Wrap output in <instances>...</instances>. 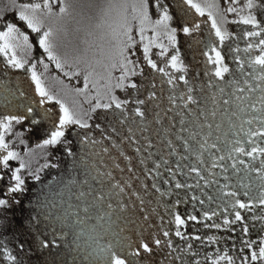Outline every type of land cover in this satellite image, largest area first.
<instances>
[{"label": "snow or ice", "instance_id": "snow-or-ice-1", "mask_svg": "<svg viewBox=\"0 0 264 264\" xmlns=\"http://www.w3.org/2000/svg\"><path fill=\"white\" fill-rule=\"evenodd\" d=\"M11 4L12 20L0 15V233L27 181L57 169L41 191L59 188L66 207L36 197L28 220L39 250L87 249L91 264H264V0ZM25 121L50 123L37 147L61 149L59 163L33 169L12 149L6 137ZM0 262L22 257L0 240Z\"/></svg>", "mask_w": 264, "mask_h": 264}, {"label": "rangeland", "instance_id": "rangeland-1", "mask_svg": "<svg viewBox=\"0 0 264 264\" xmlns=\"http://www.w3.org/2000/svg\"><path fill=\"white\" fill-rule=\"evenodd\" d=\"M23 2H28V0H16L17 4L23 3ZM16 10L17 9L14 8L11 4V0H0V15L4 16L5 19H8L9 21L12 20L13 13ZM172 11L175 14V9H173ZM150 34L151 33H148V35H150ZM137 39H138V37H137ZM181 41H183V38L181 39ZM180 47H181V53H184L181 45H180ZM185 47L187 48V44ZM187 50H188V48H187ZM153 51L155 52L156 50L154 49ZM185 52H186V50H185ZM186 62H188V61L186 60ZM97 70L101 71V69H99V68ZM38 71H43V69L40 68V69H38ZM50 74L56 75L59 78V80L63 81V84H67L70 87H77V88L83 87V76L82 75L79 78L73 77L71 80H69L68 77L63 76L62 73H60L58 70H56L54 65H50ZM114 74L118 75L119 73H114ZM47 84L49 87H51L53 89V91H56V90L63 87V84H58L56 81H53V80L47 81ZM77 99L82 102L84 100V97H78ZM69 103H70V101H69ZM46 107H53L54 110L58 113V105H55L54 102L47 104ZM88 107H89V105L84 104V108H88ZM3 114H8V112L7 111H2V112L0 111V115H3ZM31 127H32V125L30 124L29 121H25L21 125H14L13 134H10L9 136H7L6 141H8L10 143V146L12 147V149L17 151L20 154V156L26 162L30 163V165L33 169L41 166L45 162H57V163H59V161H54L53 157L54 156H60L62 158V150L61 149L52 150V149H40V148H38L37 145L42 143L43 139L46 138V133L45 134L36 133L33 131V129ZM50 127H51V125H50ZM29 129H31V130H29ZM16 131H20V132L24 133V135L22 137V139L24 140L23 144H20V142H19V140L21 138L15 137L14 133ZM25 152H27L28 155H25ZM47 152H51L52 155L48 156L47 160H46L45 154ZM11 165H12V167H18L19 161H12ZM45 170H48L51 174L60 172L57 169H45ZM53 170H55V171H53ZM22 174L26 175V173H22ZM48 177H51V175H49ZM1 189H3V188H1ZM33 189H35L34 185L28 183L27 184V191H30ZM0 193H2V192H0ZM17 199L20 201V203H18L20 207L17 208L16 204H14L11 208H9L7 210L6 218H7V221L9 222V227H8L7 232L0 233V240H3L5 243H7L9 249L12 250L14 254H18L19 256L22 257V264H51L50 260H47L45 257L48 253H50L49 251H51V252L57 251V253H63V251H65V250L68 251V249L64 248L62 245L60 247H56V248H53L50 245L52 248H49L47 250L37 249L34 246L32 239H30V235L27 236L25 234L26 225H28L30 228L36 230V228H33L28 224L29 217L33 214H31L32 212H28L27 208L25 206L22 207L21 196L17 197ZM33 223H35V222H33ZM37 227L42 232H49L50 225L40 223L39 225H37ZM60 243L61 242L59 240H57V244L60 245ZM21 244L24 246L23 250H21L19 248V245H21ZM54 249H56V251H54ZM69 253H73L76 256L78 254L80 257H84L85 255L89 256V250H87V249H85L83 251H73V252H69ZM64 258L66 259V257H64ZM0 263L2 264V262H0Z\"/></svg>", "mask_w": 264, "mask_h": 264}, {"label": "trees", "instance_id": "trees-1", "mask_svg": "<svg viewBox=\"0 0 264 264\" xmlns=\"http://www.w3.org/2000/svg\"><path fill=\"white\" fill-rule=\"evenodd\" d=\"M170 2H171V0H169ZM202 19H206V17L205 18H202ZM229 27V31L230 32H233V33H238L239 31H240V28H242L243 26H240V27H237L236 25H229L228 26ZM231 43H233V45H235V41H232ZM180 45L182 46V49H183V52L184 53H182V58H184L185 59V61L187 60L189 63L191 62V57H192V54H191V52L189 51V50H187V48L185 47L186 46V43L184 42V40L183 41H181V43H180ZM244 46V42L243 41H241L240 42V47H243ZM185 50H186V52H185ZM186 54V55H185ZM226 62H227V60H226ZM10 79H11V77H10ZM34 87V86H33ZM117 95H120V96H123V93H120L119 91H117ZM0 109H4L3 111H9V110H7L6 108H5V106H4V103H3V101H2V106H0ZM11 111H14V110H11ZM2 112V111H1ZM44 173V172H43ZM43 173H41V176H43ZM30 181H33V180H29V181H27V184L30 182ZM42 181H44V179L42 178ZM37 183L39 182V181H36ZM35 188V187H34ZM23 197H21V199H22ZM58 205H60V201H58V202H56ZM188 208V210H191V205H187V206H185V205H181L180 206V211L181 212H184L185 211V208ZM58 211V209H53V212L54 213H56ZM41 223H43V224H46V225H49V223L48 222H41ZM50 229V228H49ZM187 231L188 232H191L192 231V229L189 227V228H187ZM40 233H49V232H42V231H40ZM25 234L28 236V235H30V239H32V241H34V236L35 235H37L38 233H37V231L35 230V229H32V228H30L28 225H26V228H25ZM253 238H257V235H256V233L255 232H253ZM46 238H48V237H46ZM172 239H173V242L174 243H178V244H182L183 242L182 241H180L179 240V238H177V237H175V236H173L172 237ZM34 244V243H33ZM51 245V244H50ZM238 247H239V245H238ZM49 248H52L51 246L49 247ZM64 249V248H63ZM65 250V249H64ZM212 250H214V248L212 249ZM54 251H56V249H54ZM63 251V250H62ZM66 251V252H65ZM65 251H63V253H57V251L56 252H51V251H49L50 253H48L45 257H46V259L47 260H50V262H51V264H52V261H55L56 262V264H91V260H90V257L88 256V255H85L84 257H80L78 254H77V256L76 255H74L73 253H69V251H67V250H65ZM247 250H245V252H246ZM83 255V254H82ZM64 257H66V259L64 258Z\"/></svg>", "mask_w": 264, "mask_h": 264}, {"label": "flooded vegetation", "instance_id": "flooded-vegetation-1", "mask_svg": "<svg viewBox=\"0 0 264 264\" xmlns=\"http://www.w3.org/2000/svg\"><path fill=\"white\" fill-rule=\"evenodd\" d=\"M2 101H3L2 98H0V106H2ZM3 110L4 109H0V111H3ZM31 128L36 133L45 134L46 130L48 128H50V123L43 122L40 125L32 126ZM62 158H63V152H62ZM53 171H55V170H53ZM53 174H51L48 170H45L43 173V176H42V178L44 179L43 184H47L50 180H52V177L59 176L61 173L57 172V173H53ZM49 175H51V177H48ZM1 183L4 184L5 182L0 181V192L3 191V189H1V188H3V185ZM53 183H55V181H53ZM29 184H33L35 189L30 190V191H26L23 195H18L17 197H19V196L23 197L21 199L22 207L25 206L27 208L28 212H32L31 214H33V215L35 214L33 205L36 202V197H39L41 200H51L55 203L58 201H61V197H57L55 195V192L59 191V188L54 189L52 192H48L47 189H44L43 191H41V189L43 188V184L41 182L37 183L36 181H30ZM63 199L67 200V194H64ZM16 207L17 208L20 207L19 204H16ZM60 207H66V204L65 205L60 204Z\"/></svg>", "mask_w": 264, "mask_h": 264}]
</instances>
